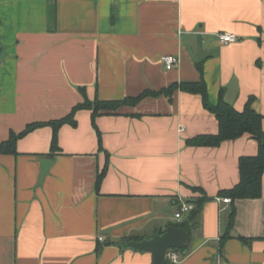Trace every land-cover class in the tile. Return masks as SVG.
<instances>
[{"label":"crops","instance_id":"1","mask_svg":"<svg viewBox=\"0 0 264 264\" xmlns=\"http://www.w3.org/2000/svg\"><path fill=\"white\" fill-rule=\"evenodd\" d=\"M223 33L238 40L223 44ZM0 43V143L66 117L83 94L122 101L200 80L211 103L222 93L264 116V0H0ZM164 56L178 59L174 69ZM76 121L61 128L52 157L50 127L0 156V264H153L151 253L120 244L190 222L191 212L180 220L176 212L203 198L178 264H264V175L261 198L219 200L258 144L243 136L188 145L219 132L199 95L176 90L102 114L101 142L90 111ZM43 160L51 166L42 177ZM98 243L109 244L97 252Z\"/></svg>","mask_w":264,"mask_h":264},{"label":"trees","instance_id":"2","mask_svg":"<svg viewBox=\"0 0 264 264\" xmlns=\"http://www.w3.org/2000/svg\"><path fill=\"white\" fill-rule=\"evenodd\" d=\"M202 72V68L199 69ZM176 90H181L184 93L199 95L202 99L205 110L213 114L219 124V132L214 135H200L193 139H190L187 143L190 146L195 147H217L226 141H234L243 136H248L255 140L258 144V154L255 156H244L240 159V182L232 189L223 190L220 196L227 197L232 200H245V199H259L262 197V180L264 175V129L263 120L264 116L256 112L251 103L249 102L242 111L237 110L233 105L228 103L222 93L219 96V100L216 104L211 103L209 98V91L207 84L204 80L198 82H184L181 84H173L167 89H163L159 92L145 91L137 97L126 98L122 101H101L98 98L90 100L86 97L82 103L76 105L72 111L64 118L58 120H51L48 122H35L30 123L26 128L20 132H11L9 138L0 143V156L1 155H17L18 141L37 129L43 127H50L52 129V141H51V153L48 155L52 157L55 153L60 152L59 146V132L65 125L76 126V115L79 111L87 110L91 112L93 125L97 131L99 141L101 142V135L96 126V118L102 114L116 113L122 106H136L144 98L149 96H160L165 94L172 96ZM107 166L97 177V189L106 174ZM201 191L200 189H195ZM205 198L199 199L195 203V208L191 211L190 222L176 224V227L184 229L187 232H191L193 227L198 225V217L203 210V204ZM236 218V207L232 206L229 215V231L221 238V248L224 243L229 240L230 230L234 226ZM242 241H248V239L240 238ZM109 243H98L97 252H99L103 246ZM186 247L181 250L183 252ZM172 264V263H169Z\"/></svg>","mask_w":264,"mask_h":264},{"label":"water","instance_id":"3","mask_svg":"<svg viewBox=\"0 0 264 264\" xmlns=\"http://www.w3.org/2000/svg\"><path fill=\"white\" fill-rule=\"evenodd\" d=\"M5 47L0 43V55L4 56ZM51 162L47 160L42 161V177L47 173ZM191 235L176 226H169L164 233L154 235L148 239L144 238L139 241H128L120 244L123 249H130L141 253H151L153 255V264H169L167 253L169 250L181 251L190 242ZM187 252L184 251V255Z\"/></svg>","mask_w":264,"mask_h":264},{"label":"built area","instance_id":"4","mask_svg":"<svg viewBox=\"0 0 264 264\" xmlns=\"http://www.w3.org/2000/svg\"><path fill=\"white\" fill-rule=\"evenodd\" d=\"M238 40V37L232 33H223L220 35V41L223 44H231L235 43ZM162 62L165 65L167 70H172L178 64V59L173 56H164L162 57ZM221 202L225 204L231 203L230 198H221L219 199ZM193 210V206L191 204H184L180 207V209L176 212L175 217L180 220L183 214L191 212ZM167 259L169 263L178 264L181 260V252L176 250H169L167 253Z\"/></svg>","mask_w":264,"mask_h":264}]
</instances>
